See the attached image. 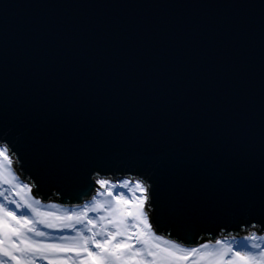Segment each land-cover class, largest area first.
I'll use <instances>...</instances> for the list:
<instances>
[{"label": "water", "instance_id": "1", "mask_svg": "<svg viewBox=\"0 0 264 264\" xmlns=\"http://www.w3.org/2000/svg\"><path fill=\"white\" fill-rule=\"evenodd\" d=\"M0 146L42 204L133 179L181 247L263 233L264 0H0Z\"/></svg>", "mask_w": 264, "mask_h": 264}, {"label": "snow or ice", "instance_id": "2", "mask_svg": "<svg viewBox=\"0 0 264 264\" xmlns=\"http://www.w3.org/2000/svg\"><path fill=\"white\" fill-rule=\"evenodd\" d=\"M0 157V183L30 192L15 183L7 149L0 150ZM98 183L103 199L72 212L42 211L39 201L21 196L17 202L0 192L8 205H15L11 209L0 203V264H264V246L255 235L233 244L218 241L201 247H181L161 239L148 222L147 189L142 183L134 187L128 181L117 185L99 179ZM117 188L132 195L116 192ZM90 212L97 213L98 219L91 218ZM66 231L75 234L50 235Z\"/></svg>", "mask_w": 264, "mask_h": 264}, {"label": "rangeland", "instance_id": "3", "mask_svg": "<svg viewBox=\"0 0 264 264\" xmlns=\"http://www.w3.org/2000/svg\"><path fill=\"white\" fill-rule=\"evenodd\" d=\"M2 149H7L6 147H3V146H0V150ZM7 152H8V149H7ZM8 155H9V152H8ZM9 158L12 160V157L9 155ZM3 158L0 157V160H2ZM13 161V160H12ZM14 165V161L12 163ZM14 174V173H13ZM16 177V176H15ZM105 180H108L110 183H113V184H121L125 181H128L130 182V187H134L135 183L139 182L138 180H116V181H111L109 179H105ZM15 183H19L21 186H26L23 185L22 183H20L16 177V181ZM141 183V182H139ZM99 184V183H98ZM143 184V183H142ZM28 188V187H27ZM100 191H103L102 189H99L96 193V195L91 199L89 200L88 202L84 203L83 205L81 206H78V207H70V208H61V205H52V204H42L40 201L38 207H40V209L42 211H57L59 210L60 212H72V211H82L84 208L86 207H91L93 204H94V201L95 199H103V197H100L98 195V193ZM124 192L125 194L131 196L132 194L128 191V189H119L117 188L116 189V192ZM0 192H4V194L6 196L9 197V199H16L17 202H20V197L21 196H25L26 198L32 200V201H38V199H35L34 198V195L31 194V192H28V191H25V192H21L20 189H16L15 191L9 186V185H3L2 183H0ZM19 192L20 195H16V193ZM115 194V193H114ZM137 196L141 195L140 193H136ZM147 196V192L144 194ZM0 203H4L6 206H8L9 208L11 209H15V205H8L7 204V201H5L3 199V197H0ZM55 206V207H53ZM65 207V206H64ZM67 207V206H66ZM17 211V214L20 215L21 214V211L20 210H16ZM27 211V210H25ZM89 216L93 219H98V214L97 213H89ZM30 219H32L33 217L29 216ZM78 228H81L82 226H77ZM46 231H50V230H46ZM75 233H71V232H65V233H51L50 232V235H74ZM250 235H255L257 237L260 238L259 242L262 244V246H264V232L263 233H259V234H256L255 232H250L249 234H247L246 236L244 237H239V235H227V236H224L222 238H219L217 241L214 242V245L215 246L217 244L218 241H223L224 243L226 244H233L234 241H240L242 239H246L247 236H250ZM39 264H46V262L44 261H40Z\"/></svg>", "mask_w": 264, "mask_h": 264}, {"label": "trees", "instance_id": "4", "mask_svg": "<svg viewBox=\"0 0 264 264\" xmlns=\"http://www.w3.org/2000/svg\"><path fill=\"white\" fill-rule=\"evenodd\" d=\"M16 167V166H15ZM17 168V167H16ZM33 193H34V191H33ZM35 195V194H34ZM51 202L52 203H58V198H53V199H51ZM258 232V229H256V228H250L249 230H247V231H245V230H242L238 235H239V237H244V236H246L247 234H249L250 232ZM225 235H221V237L220 238H222V237H224ZM201 243H211V240L209 239V238H202L201 239Z\"/></svg>", "mask_w": 264, "mask_h": 264}, {"label": "bare ground", "instance_id": "5", "mask_svg": "<svg viewBox=\"0 0 264 264\" xmlns=\"http://www.w3.org/2000/svg\"><path fill=\"white\" fill-rule=\"evenodd\" d=\"M65 206V207H64ZM71 206H67L66 207V205H63V206H61V208H64V209H66V208H70ZM72 207H74V206H72ZM162 239V238H161Z\"/></svg>", "mask_w": 264, "mask_h": 264}]
</instances>
